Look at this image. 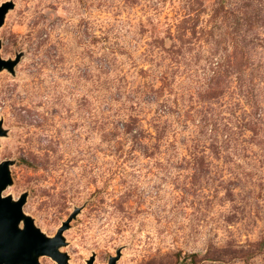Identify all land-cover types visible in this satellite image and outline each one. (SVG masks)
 Returning a JSON list of instances; mask_svg holds the SVG:
<instances>
[{
	"label": "rangeland",
	"instance_id": "obj_1",
	"mask_svg": "<svg viewBox=\"0 0 264 264\" xmlns=\"http://www.w3.org/2000/svg\"><path fill=\"white\" fill-rule=\"evenodd\" d=\"M2 4V195L68 264H264V0Z\"/></svg>",
	"mask_w": 264,
	"mask_h": 264
},
{
	"label": "water",
	"instance_id": "obj_2",
	"mask_svg": "<svg viewBox=\"0 0 264 264\" xmlns=\"http://www.w3.org/2000/svg\"><path fill=\"white\" fill-rule=\"evenodd\" d=\"M10 9L7 4L0 5V27L5 15ZM15 61H4L0 57V71L6 69L12 72L16 65ZM0 121V137L4 136ZM11 161L0 164V264H39V257L47 256L56 264H68V258L59 252L64 244L62 234L69 228V223L76 217L78 210L62 223L53 237H47L34 224V221L23 213L26 194L19 199L13 200L10 196L3 197V191L12 184L9 166ZM116 258H110L108 264H115ZM91 257L87 264H93Z\"/></svg>",
	"mask_w": 264,
	"mask_h": 264
},
{
	"label": "snow or ice",
	"instance_id": "obj_3",
	"mask_svg": "<svg viewBox=\"0 0 264 264\" xmlns=\"http://www.w3.org/2000/svg\"><path fill=\"white\" fill-rule=\"evenodd\" d=\"M4 211V209L0 208V213H2Z\"/></svg>",
	"mask_w": 264,
	"mask_h": 264
}]
</instances>
